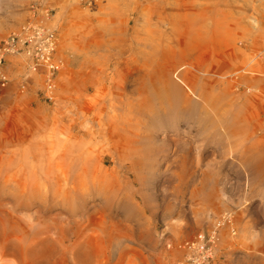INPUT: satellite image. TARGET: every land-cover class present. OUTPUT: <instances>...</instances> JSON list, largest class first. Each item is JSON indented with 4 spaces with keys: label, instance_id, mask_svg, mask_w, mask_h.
I'll use <instances>...</instances> for the list:
<instances>
[{
    "label": "bare ground",
    "instance_id": "6f19581e",
    "mask_svg": "<svg viewBox=\"0 0 264 264\" xmlns=\"http://www.w3.org/2000/svg\"><path fill=\"white\" fill-rule=\"evenodd\" d=\"M9 1L19 3V0ZM255 1L258 3L254 4ZM23 4L28 6L29 2L24 1ZM249 10L254 12L248 13ZM23 11L19 10L21 14ZM13 18L9 29H19L22 21L17 16ZM44 18L50 32L53 29L58 31L54 46L55 59L57 55L68 53L70 65L79 67L81 74L87 77L94 75L100 66V140L103 142H65L64 147L52 152L46 143L0 142V237L23 235L28 232L26 228H32L24 227L16 213L17 207L27 208L37 204V199H31L40 197L33 190L23 189V186L35 189L39 185L44 190L49 191L51 188L54 193L51 197L40 199L43 201L40 216L58 202L71 209L70 215L83 214L77 219H66L68 223L60 228L69 242L75 238L69 259L73 264H133L139 257L133 253L132 242L127 237L130 228L112 224V219L107 222L100 213V210H105V206L84 216L88 208L85 198L92 193H100L102 184L106 188L105 192H111L127 206L129 213L135 204L129 198L127 189H123L127 193H122L120 198V191L112 192L111 188L119 179L125 183L130 171L140 176L145 169L144 162L148 159L144 148L149 147V142H198L199 138L207 142L211 139L223 142L235 155L242 151L244 142L253 140L252 134L256 135L259 127V99L264 78V0L100 2V44L93 50H81L76 44L80 27L78 23L82 18L78 14L72 18V24L65 34L60 14L51 17L45 12ZM25 30H18L12 36L22 38ZM221 45L235 48V52L231 64L219 76L214 69L202 68L205 62L194 51ZM91 52L100 54V62L91 59ZM23 58L13 49L0 50V74L3 62L7 61V68L18 81L24 69L21 67ZM58 61L52 64L59 67ZM46 66L43 73L51 75L49 65ZM42 69L35 70V66L31 65L28 73L36 80ZM222 84L230 89L227 94L225 90L220 91ZM217 93L225 94L227 103L223 107H219L221 103L216 100ZM7 104L2 92L0 111ZM248 119H251L249 126ZM246 128H251L253 133L245 138ZM194 129L198 131L197 137L193 135ZM25 145L34 149L24 148ZM20 152L23 153L22 160L19 159ZM101 152L109 155L116 165L118 175L114 183L102 173L100 162L104 161V156ZM259 153L264 155V143H255L249 150L251 160L248 156L242 164L250 171L261 170V167H255L252 163V158ZM41 155L45 164L36 170L35 164ZM237 163L241 164L240 159ZM14 170L16 173L11 181L14 188L8 192L9 172ZM167 172L177 186L166 197L178 199L184 195L182 191L189 179L198 174V162L192 161L190 157L177 158L172 165L167 166ZM201 177L199 185L212 180L206 174ZM100 178L102 182L98 183ZM41 179L45 180L43 185ZM248 186L252 187L253 184L248 183ZM249 189L247 194L254 191L264 195V188ZM200 190L193 191L192 195L195 197ZM3 196L10 197L14 203H6L10 207L3 205L2 201L6 199ZM261 198L264 201V196ZM24 200L30 204L24 206ZM148 200L151 199H145L150 204ZM244 204L233 215H224L215 222L208 243L212 248L208 252L204 235L200 236V240L197 239L199 244L186 247L205 255L203 261L196 260L198 254L190 255L193 264H211L206 256L215 259V253H220L224 245H227L229 253H234L240 244L247 245L241 246H244L248 257L257 256L264 260V234L259 236L258 231L250 229L240 219L241 213L248 210ZM107 205L106 209L110 210L112 201H108ZM100 222L104 228L100 227ZM109 224L110 231L107 228ZM49 229V226H43L36 230L33 239L36 238L37 248L52 243L57 246L63 242L59 238L54 240L45 231ZM182 232L181 225H176L174 237L177 242L181 241ZM61 237L65 238L63 235ZM259 238L263 239V243L258 241ZM23 239L24 236L20 238L21 241ZM92 243H96V249L90 252ZM35 246L28 249L26 244H20L18 247L22 252L29 253ZM14 248L17 246L12 242L4 246L0 257H6Z\"/></svg>",
    "mask_w": 264,
    "mask_h": 264
},
{
    "label": "rangeland",
    "instance_id": "374dc122",
    "mask_svg": "<svg viewBox=\"0 0 264 264\" xmlns=\"http://www.w3.org/2000/svg\"><path fill=\"white\" fill-rule=\"evenodd\" d=\"M24 1L29 2L28 6L23 4ZM106 1L96 0L93 4H89L84 0H19V3L0 0V46L3 48L9 37L18 33V30L24 31L26 27L39 26L49 31V27L44 23V13L46 12L51 17L61 15L64 34L70 28L75 14L82 17L78 23L80 27L76 44L81 50H93L96 45L100 44V2L106 3ZM257 3V1L254 2V4ZM19 10L24 11L21 14ZM253 12L252 10L248 11L251 14ZM15 16L22 21V26L19 29H9ZM52 31L56 36L58 31L56 29ZM26 35L27 32H24L22 36ZM29 48L30 44L27 47H22L19 51V54L24 56L21 60V67L23 66L24 69H22L18 81L13 78L7 68L8 62L4 61L2 65L0 94L4 92L8 104L0 111V142L46 143L51 148V152L64 147L65 142H103L100 140V66L94 75L87 77L81 74L79 67L70 65L68 53L57 55L56 59L59 60L60 69L55 74L53 87L49 90L46 84L49 75L43 73V66L41 67L43 68L42 73H39L36 80L28 73V68L32 65V60L27 54ZM234 52L235 48L221 45L215 48L197 49L194 54L205 62V66L202 68L214 69L220 76L231 64ZM54 55L53 60L56 63ZM90 57L95 62H100V54L91 52ZM262 66L264 68V60ZM226 87L222 84L219 89L221 92L225 90V94H227L230 89ZM261 89L258 131L256 135H253L252 129L247 130L246 128L245 138L252 134L253 140L244 142L239 155L231 154L223 142H214L211 139L205 142L203 138L199 137L198 142H149L147 143L149 147L144 148L148 159L144 162L145 169L141 171L140 176L136 172L130 171L126 176L125 183L121 182V179L114 183L113 181L118 175L116 165L109 155L101 152V155L104 156V161L100 162L102 173L114 183L111 191H120L121 198L122 193H127L123 190L126 188L135 207L132 205V210L128 213L127 206L114 197L111 192H105L106 188L100 184L102 188L100 193L86 196L88 211L84 212V216L97 212L104 206L108 208L107 202L112 201L110 210L104 208L105 210H100V213L107 222L112 219V224L130 228L131 231L128 232L127 237L132 242L133 253L139 257L133 264H186V260L189 261L188 264H193L189 256L196 254H198L195 257L196 260L203 261L205 255L186 247L190 244L192 246L199 244L197 239L200 240L202 235L205 236L208 244L211 241L210 231L215 222L224 215H233L234 212L239 211L247 200L248 203L243 206H247L248 210L241 213L240 219L249 225L250 229L258 231L259 236H262L264 234V201L261 197L264 195L261 196L254 191L247 194L246 191H248V187L253 190L264 188V179L262 178L264 176V155L259 153L252 158L253 165L261 167V170L250 171L246 165L242 164L248 156V159L251 158L249 150L255 143L260 145L264 143V78L261 82ZM222 96L223 94H216L217 102L221 103L219 107H223L227 103L226 97ZM248 117L250 118V116ZM250 123L251 119H248V126ZM193 135L198 136L196 129H194ZM25 147L30 150L34 149L29 145H25ZM100 151H102V143ZM187 153L190 155H186ZM182 157H190L192 161L196 160L199 172L196 177L189 179L185 190L182 191L184 195L181 198L166 197L168 192L177 186L170 177L171 174L167 172V166ZM22 158L23 153L20 152L19 159L22 160ZM38 158V162L35 164L36 170L45 164L42 162L44 161L42 155ZM239 159L241 164L237 163ZM15 173V170L9 172L10 183L6 188L8 192L14 188V183L11 181ZM204 174L211 176L212 180L206 181L205 185H199L201 175ZM101 182L100 178L98 183ZM40 183L43 185L45 180L41 179ZM248 183L253 186H248ZM23 189L33 190L36 196L40 195L39 198L31 199H37V204L27 208L20 207L19 209L17 207L16 215L23 226L32 228H26L29 232L28 234L26 231L28 235L0 237V251L4 246L11 245V242L17 246L14 251L8 252L6 257H0V264H73L69 259L70 249L73 247L75 238L69 242L68 237H65L60 228L68 223L66 219H77L83 214L70 215L71 209L58 202L50 211L40 216L43 211V201L40 199L53 196V190L51 188L49 191L41 189L39 185L35 189H31L30 186H23ZM198 189H201L200 193L194 197L192 192ZM146 198L151 199L148 200L150 204L146 203ZM11 202L14 203V200L9 197L3 200L2 204L10 207V204L6 203ZM23 204L24 206L29 205L30 202L24 200ZM176 225H181L183 231L180 242H177L174 237ZM43 226H49L50 229L45 231H48L54 240L59 238L63 242H59L57 246L52 243L37 248L35 246L36 238L33 239V237L36 230ZM100 227L104 228L101 222ZM107 228L110 231L111 224ZM62 235L65 238H62ZM23 236L24 239L21 241L20 238ZM258 241L263 243V239L259 238ZM20 244H26L28 249L35 247L29 253H25L18 247ZM241 245L247 246L245 244L236 246L234 253H229L227 245H224L220 253H215V259L209 257L208 261L211 264H264L261 257H248L244 246ZM210 248L212 247L208 244L207 249ZM95 249L96 243H92L90 252ZM91 264H95V262ZM122 264H129V262Z\"/></svg>",
    "mask_w": 264,
    "mask_h": 264
},
{
    "label": "built area",
    "instance_id": "2783aa9c",
    "mask_svg": "<svg viewBox=\"0 0 264 264\" xmlns=\"http://www.w3.org/2000/svg\"><path fill=\"white\" fill-rule=\"evenodd\" d=\"M89 4H93L96 0H84ZM29 30H28V29ZM25 32H27L26 36L18 37L12 36L3 48L0 46V50L4 51L5 49H13L19 52L22 47H27L30 44V48L27 51L28 56L31 57L32 65L35 66V70L40 69L42 66L47 67L50 71V74L47 78L46 84L49 90L53 87L55 74L59 71V67L52 64L53 55H54V46L56 36L54 32H50L45 30L42 27H27ZM205 244V243H204ZM203 244V246H204ZM207 245V244H206ZM202 246V248H203ZM201 248V251H203ZM208 245L206 246V252H208ZM206 260H209V257L206 256Z\"/></svg>",
    "mask_w": 264,
    "mask_h": 264
}]
</instances>
